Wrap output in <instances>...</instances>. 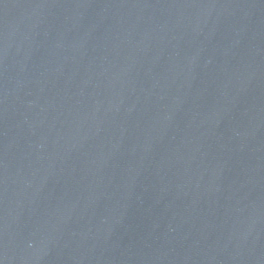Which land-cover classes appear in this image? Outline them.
I'll return each mask as SVG.
<instances>
[{
    "label": "water",
    "instance_id": "obj_1",
    "mask_svg": "<svg viewBox=\"0 0 264 264\" xmlns=\"http://www.w3.org/2000/svg\"><path fill=\"white\" fill-rule=\"evenodd\" d=\"M0 264H264V0H0Z\"/></svg>",
    "mask_w": 264,
    "mask_h": 264
}]
</instances>
